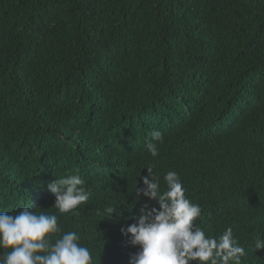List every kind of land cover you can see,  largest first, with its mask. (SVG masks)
Segmentation results:
<instances>
[{
  "label": "trees",
  "instance_id": "16d2710c",
  "mask_svg": "<svg viewBox=\"0 0 264 264\" xmlns=\"http://www.w3.org/2000/svg\"><path fill=\"white\" fill-rule=\"evenodd\" d=\"M149 167L264 264V0H0V211L55 214L92 264H129ZM68 174L90 198L60 213L47 185Z\"/></svg>",
  "mask_w": 264,
  "mask_h": 264
},
{
  "label": "clouds",
  "instance_id": "9594fccd",
  "mask_svg": "<svg viewBox=\"0 0 264 264\" xmlns=\"http://www.w3.org/2000/svg\"><path fill=\"white\" fill-rule=\"evenodd\" d=\"M159 143H163V134L153 130L146 144L153 157L158 155ZM147 173L141 178L144 187L135 189L136 198L146 197L159 207H141L136 222L121 228L130 245L138 246L129 264H241L245 248L234 239L231 227L217 240L194 223L201 207L186 197L175 171L164 175L163 190L152 168H147ZM84 184L77 174L48 183L55 208L67 213L87 202L90 193ZM114 212L121 214L116 207L106 209L108 218ZM0 249L8 250L0 254V264H92L91 253L80 244L77 232H63L57 215L37 213L27 206L16 215L0 211ZM254 249L264 250V238H255Z\"/></svg>",
  "mask_w": 264,
  "mask_h": 264
}]
</instances>
